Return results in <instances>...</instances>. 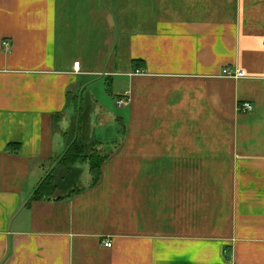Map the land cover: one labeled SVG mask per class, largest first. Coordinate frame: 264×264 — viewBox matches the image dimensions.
<instances>
[{"label":"crops","instance_id":"obj_1","mask_svg":"<svg viewBox=\"0 0 264 264\" xmlns=\"http://www.w3.org/2000/svg\"><path fill=\"white\" fill-rule=\"evenodd\" d=\"M0 264H264V0H0Z\"/></svg>","mask_w":264,"mask_h":264},{"label":"trees","instance_id":"obj_2","mask_svg":"<svg viewBox=\"0 0 264 264\" xmlns=\"http://www.w3.org/2000/svg\"><path fill=\"white\" fill-rule=\"evenodd\" d=\"M98 146L100 147V144L97 142L95 143L91 141L90 143H85L82 141V139L76 138L67 144L64 153L60 157V160L66 165H73L78 162L87 163L92 184L95 185L99 181L101 165L106 159V155L104 154L103 150L99 149ZM9 149L18 150V145H9ZM47 180L48 177H46V179L41 182V185H43ZM40 194L41 191L39 187L34 192L33 199L38 200Z\"/></svg>","mask_w":264,"mask_h":264},{"label":"built area","instance_id":"obj_3","mask_svg":"<svg viewBox=\"0 0 264 264\" xmlns=\"http://www.w3.org/2000/svg\"><path fill=\"white\" fill-rule=\"evenodd\" d=\"M3 48L5 50H7L9 48V43L8 42H4L3 43ZM78 66L79 64H75L74 65V68L75 69H78ZM223 74L227 77H230V78H240V77H243L244 76V73L243 72H240V71H236L234 74H231L230 72H227L226 70L223 71ZM129 104V98L124 95L123 97H119L116 99L115 101V105L118 107V108H121V107H125ZM254 109L253 105L249 104V103H243L241 104L240 106H238L237 110L239 111V113H249V112H252ZM103 246L106 247V248H110L111 247V242L109 241H105L103 243Z\"/></svg>","mask_w":264,"mask_h":264},{"label":"rangeland","instance_id":"obj_4","mask_svg":"<svg viewBox=\"0 0 264 264\" xmlns=\"http://www.w3.org/2000/svg\"><path fill=\"white\" fill-rule=\"evenodd\" d=\"M103 87V86H102ZM101 93H104L105 95H103L102 97H108L109 95L104 92L102 90ZM102 95V94H101ZM110 105H111V101H110ZM121 111V108L116 107L115 103H113V105L111 106V110L109 109V114L113 117L116 118L118 115V111ZM107 118H109V116L107 115ZM99 117H98V112L95 113V115L92 116L91 122L92 124H95L96 127L98 126V122H99ZM96 131H98L99 133H97V136H104L105 134H107L108 137H113L115 135H118V125L115 123V120H113L112 122H108L107 124H105L102 128L101 127H97ZM68 129H67V133H68ZM100 132H102V135ZM67 134H65L66 136Z\"/></svg>","mask_w":264,"mask_h":264}]
</instances>
